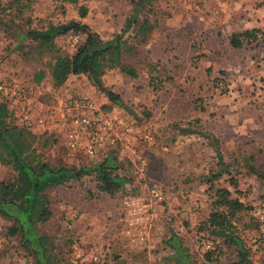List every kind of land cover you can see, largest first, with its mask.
<instances>
[{"label":"rangeland","instance_id":"rangeland-1","mask_svg":"<svg viewBox=\"0 0 264 264\" xmlns=\"http://www.w3.org/2000/svg\"><path fill=\"white\" fill-rule=\"evenodd\" d=\"M80 6L85 8L83 18L78 17ZM129 8V0H0V81L28 89L23 83L32 80L38 69L43 71L37 89H28L29 99L7 105L15 115L28 107L51 125L38 133L35 143L41 159L50 166L74 168L92 162L65 151L64 128L53 112L60 100L79 96L81 90L101 108L106 105L125 119L132 128L129 146L146 164L144 174H139L134 157L129 151L121 154L117 146L112 152L120 163L119 173L129 179L124 188L114 194L99 192L90 174L47 191L52 215L39 230L53 237L56 264H177L169 259L170 236L179 240L193 264L236 262L234 245H227L212 229H202L212 200L202 176L217 169L212 141L177 131L198 126L216 138L227 164V173L214 180L213 187L227 188L231 197L248 206L231 220L233 232L251 264H264V223L259 221L260 215L264 217V0H154L146 12L152 32L145 44L126 50L122 59L135 63L148 57L164 70L159 68L162 76L166 73L171 79L155 91L147 86L144 69L138 68L136 78L115 68L105 71L103 86L118 94L124 108L99 101L105 99L104 93L84 74L54 87L49 77L51 58L37 57L34 43L17 39L27 29L44 30L72 20L106 38L120 30ZM252 27L263 32L260 43L239 49L228 46L231 31ZM130 37L131 33L125 34L132 41ZM81 38L68 32L53 42L60 53L72 54ZM246 163L256 166L262 177L246 172ZM12 175L0 164V180L8 182ZM152 184L163 199L151 207L147 187ZM131 198L146 208L142 244H135V230L127 233L123 226L124 201ZM6 225L0 217V264H34L15 239L5 235ZM206 242L215 248L213 253L218 252L209 263L204 259ZM90 253L97 256L96 262L89 260Z\"/></svg>","mask_w":264,"mask_h":264},{"label":"trees","instance_id":"trees-1","mask_svg":"<svg viewBox=\"0 0 264 264\" xmlns=\"http://www.w3.org/2000/svg\"><path fill=\"white\" fill-rule=\"evenodd\" d=\"M153 1L129 0L130 8L122 27L106 38L90 29L86 23L72 20L63 25L49 26L44 30L27 29L17 39L27 38L34 43L33 50L37 57L46 55L51 58L49 77L54 87H59L68 75L84 74L96 90L104 93L107 104L123 107V101L118 94L103 86L101 77L105 71L115 68L129 78H136L138 68L144 69L147 75L146 84L155 91L171 79L169 74L164 73L162 76L159 72L164 70L148 57L137 60L135 63L125 62L122 59L126 50H135L136 46L145 44L146 38L152 32L154 25L146 16V12L150 10ZM84 15L85 8L80 6L78 17L83 18ZM68 32L82 38L74 46L72 54H63L55 46L53 38ZM127 33L132 34L130 37L132 41L125 39ZM261 35L263 32L256 27L233 30L227 37V44L231 49L258 44L262 38ZM205 71L209 72V68ZM42 75L43 71L38 69L33 74L32 80L39 82ZM101 109L108 111V106H102ZM177 128L179 134L193 133L204 138L210 137L212 141L217 169L202 176V181L207 184L208 189L212 190L211 211L202 229H212L213 232L223 236V241L227 245L236 247L237 261L232 264H251L247 250L239 236L233 232L231 223L237 213L248 206L237 198L231 197L227 188H214L212 185L214 180L227 173V164L223 161L216 138L201 130L200 126L198 129ZM43 131L32 130L20 122L15 111L8 108L5 102L0 101V164L8 166L13 173L8 182L0 180V217L7 222L5 235L14 238L17 245L26 255H29L34 264H56L59 258L54 252L53 237L39 230V226L47 222L52 215L47 191L71 179L78 180L84 175L93 174L97 191L114 194L124 188L129 179L119 173L120 163L113 154V150L97 160H91L92 162L87 166L78 168L50 166L35 151V143L39 140L38 133ZM245 168L246 172L262 177L253 164L246 163ZM229 184L236 187L232 178H229ZM166 243L172 251L169 256L171 261L177 264H193L185 253V248L175 236H170ZM214 249L205 250L204 259L208 263L217 256L218 252L213 253Z\"/></svg>","mask_w":264,"mask_h":264},{"label":"built area","instance_id":"built-area-1","mask_svg":"<svg viewBox=\"0 0 264 264\" xmlns=\"http://www.w3.org/2000/svg\"><path fill=\"white\" fill-rule=\"evenodd\" d=\"M29 94L28 89L23 86L14 82L0 81V101L5 102L7 105L10 103L14 107L16 103L29 99ZM53 112L64 128L61 142L66 152L71 155L78 154L90 160H97L119 146L121 154L129 151V155H132L137 163V171L139 174H144L145 160L129 146L131 127L125 119L103 111L92 99L84 96H76L64 101L60 100ZM16 117L32 130L45 129V118L33 114L28 107L22 109ZM144 137L148 140L151 138L148 134H145ZM147 188L152 201L148 205L160 204L163 198L159 187L152 184ZM124 203L125 206H123L122 211L125 215L126 224L123 226L126 227L127 233L135 230L133 240L135 244H142L145 240V234L141 228L147 222L146 216L142 217V213L146 211V208L139 207L135 198L125 200ZM259 221L264 223L263 215L259 216ZM203 247L204 249L211 248L209 242L204 243ZM72 248L76 249V246L73 245ZM87 257L92 262H96L98 259L95 254L91 253Z\"/></svg>","mask_w":264,"mask_h":264},{"label":"crops","instance_id":"crops-1","mask_svg":"<svg viewBox=\"0 0 264 264\" xmlns=\"http://www.w3.org/2000/svg\"><path fill=\"white\" fill-rule=\"evenodd\" d=\"M145 72V71H144ZM146 74V73H145ZM77 74H75V75H68V77L66 78V80L62 83V85L63 84H65V82H70V80L72 79V77H74V76H76ZM41 80V79H40ZM40 83V81L39 82H34L33 80H27L26 82H24L23 83V85H25L29 90H35V89H37V87H38V84ZM61 86V85H60ZM59 86V87H60ZM28 90V91H29ZM93 91H94V88H93ZM94 92H92L91 91V94H93ZM79 96H84V97H87V94L85 93V92H82L81 90H79ZM88 95H90V94H88ZM94 97H96V95H93ZM99 99V101H103L102 103H106L107 102V98L105 97V99L104 98H102V100H101V98L99 97L98 98ZM95 101V100H94ZM107 112H110V113H113V114H115L114 112H113V109H110V110H108ZM50 124L47 126H45V127H47V128H50ZM131 131H132V128H131ZM146 134H148V133H146ZM79 209V208H78Z\"/></svg>","mask_w":264,"mask_h":264}]
</instances>
